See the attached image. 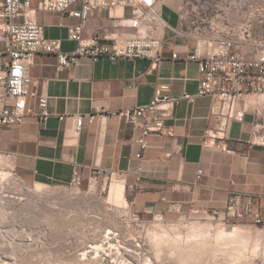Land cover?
<instances>
[{"label":"crops","instance_id":"obj_1","mask_svg":"<svg viewBox=\"0 0 264 264\" xmlns=\"http://www.w3.org/2000/svg\"><path fill=\"white\" fill-rule=\"evenodd\" d=\"M39 1L31 0L45 37L60 39L64 52L74 51L77 42L69 38V27L80 19L69 11L40 10ZM80 7L77 3L71 10ZM162 13L168 26L162 41L164 58L157 64L148 58L110 61L81 57L71 67L58 70L55 53L39 54L30 70L29 89L35 94L27 98L35 113L28 114L22 124H0V166L6 153H12V166L26 184H69L75 170L85 183L95 174L98 178L112 174L121 179L113 185L122 188L132 210L145 218L157 211L172 212L174 207L223 211L232 192L240 193L243 199L254 196V208L263 215L264 145L250 142L257 118L251 110L246 111L229 121L225 137L208 135L216 128L212 98L197 95L198 63L186 60L189 53L206 45L194 35L177 30L179 14L171 4L164 2ZM131 16L128 5L111 11L100 9L88 21L84 36L107 34L125 40L135 35L134 28L121 24ZM5 48L0 41V54ZM245 51L250 52L248 48ZM173 53L178 54L176 59ZM160 82L170 83L174 96L197 95L194 101L182 100L166 120L184 148L174 152L171 137L151 135L149 147L138 160L135 139L139 128L119 116L97 115L93 122L88 116L149 103ZM41 96L48 99L50 115L45 122L40 120ZM77 115L85 117L79 132L75 130ZM205 139L209 142L204 143ZM138 166L141 172L137 181ZM198 170H202L200 177Z\"/></svg>","mask_w":264,"mask_h":264},{"label":"built area","instance_id":"obj_2","mask_svg":"<svg viewBox=\"0 0 264 264\" xmlns=\"http://www.w3.org/2000/svg\"><path fill=\"white\" fill-rule=\"evenodd\" d=\"M79 3L80 9H73L74 4ZM132 7V16L121 22L122 26L134 28L135 35L119 40L107 34H95L92 37L84 36V28L88 21L95 16L100 9L109 10L115 7ZM162 0H40L38 9L47 11L67 12L80 19L76 25L69 27V38L77 42V47L72 52L61 50L60 39L45 37L43 27L39 24L31 0H0V41L6 45L5 53L0 54V124H22L27 115L35 113V109L28 104V95L35 94L29 89L32 82L30 70L36 62V58L42 53H55L57 55V69L63 70L74 65L79 58L88 57L93 60L108 58L115 61L120 58L138 60L148 58L154 64L164 58L163 37L167 22L162 13ZM190 34V33H189ZM200 40V39H199ZM202 41V40H201ZM205 49L196 48L186 56L187 61L198 63L199 67V91L197 95L212 98L211 114L216 119L215 130H209L212 138H223L226 135L229 121L238 118L240 114L251 110L257 123L252 144L264 145V39L255 38L248 29H244L238 36L218 35L208 38L203 42ZM248 48L249 53L245 51ZM172 57L176 59L177 53ZM196 94L184 93L182 96H174L171 93V85L168 82L157 84L153 99L146 104L126 107L110 112H98L89 114L88 119L93 122L98 116H119L140 129V134L135 141L139 147L136 158L140 160L143 152L149 147L148 138L151 135L169 136L173 140V151L181 152L184 148L179 136L172 127L166 125V120L174 115L175 108L186 99L194 101ZM240 103L242 106L240 107ZM48 99L41 96L38 105L41 109L40 120L45 122L50 115L47 109ZM64 119V116L60 117ZM83 115L75 116V130L79 132L84 124ZM209 140H204V143ZM171 156V152L167 153ZM12 153H6V160L12 176H18L12 166ZM141 167L138 166L136 180L140 179ZM202 170H198V177ZM112 176V174H111ZM97 179V175L90 178V182ZM83 178L79 170L74 171V176L69 183L79 187ZM254 196L248 195L244 199L238 192H232L229 196L226 208L223 211L214 210L215 213H223V220L236 219L252 222L255 225H264V214H260L254 208ZM129 204V203H128ZM180 211L181 208H171ZM201 211V210H196ZM159 212V211H158ZM161 213V212H160ZM161 214H157L159 216ZM162 216V215H161ZM133 221L138 227L146 224V221L137 212L132 213ZM111 229V228H109ZM105 238L99 244H88L89 250L93 249L94 256H103L105 264H122L123 258L104 254L98 248L108 239ZM112 230V229H111ZM114 231V230H113ZM111 239V242L120 246L121 240ZM111 236H113L111 234ZM101 253V254H100Z\"/></svg>","mask_w":264,"mask_h":264},{"label":"rangeland","instance_id":"obj_3","mask_svg":"<svg viewBox=\"0 0 264 264\" xmlns=\"http://www.w3.org/2000/svg\"><path fill=\"white\" fill-rule=\"evenodd\" d=\"M162 1V11L164 2L177 9V30L203 42L218 35L238 36L244 29L264 39V0ZM118 180L105 174L92 182L82 181L79 187L26 184L11 175L4 159L0 166V264H105V255L93 258L88 244H99L109 228L119 233L122 245L133 250L139 247L148 256L143 257L144 264H264V225L223 220L221 212L181 208L153 212L150 218L141 216L146 224L138 227L126 197L108 196V187L121 183ZM220 229L235 234L218 237ZM128 253L130 257L123 255L125 264H139L133 258L136 253Z\"/></svg>","mask_w":264,"mask_h":264},{"label":"bare ground","instance_id":"obj_4","mask_svg":"<svg viewBox=\"0 0 264 264\" xmlns=\"http://www.w3.org/2000/svg\"><path fill=\"white\" fill-rule=\"evenodd\" d=\"M113 195H114V197L116 196L117 198H121L122 200H124L122 188L121 187H116L115 185L112 184L111 186L108 187V196L112 197ZM111 234L113 236H111ZM234 234H235V232L228 231L226 229H220V230L217 231V236L218 237H230V236H232ZM116 235H117V233H115V231L109 229L108 232H107V237H106L108 239L104 242V244H102L101 246H99V245L98 246H91V248L92 247L93 248H98L100 251H103L104 254L110 256V259L112 258V255L117 256L118 259L123 258V255H127V256L130 257V254L128 252H131V251L133 252L134 251L136 254L134 255L135 257H133V258H135V260L137 262H139V264H144L141 261L143 260V257H148V256L147 255H142L141 249L138 250L139 247L136 250H133V249L128 247L129 245H127V246L123 245L124 246L123 250L120 251L119 250L120 246L118 244H114V243L111 242V239H113V240L117 239ZM108 248H110V250ZM92 250L93 249H91V251ZM121 252H124V254L122 255ZM125 259L126 258H123L122 264H125Z\"/></svg>","mask_w":264,"mask_h":264}]
</instances>
